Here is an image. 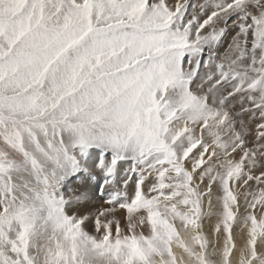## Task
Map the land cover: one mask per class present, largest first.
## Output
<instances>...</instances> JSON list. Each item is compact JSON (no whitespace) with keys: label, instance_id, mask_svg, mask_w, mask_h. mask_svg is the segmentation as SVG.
<instances>
[{"label":"snow or ice","instance_id":"snow-or-ice-1","mask_svg":"<svg viewBox=\"0 0 264 264\" xmlns=\"http://www.w3.org/2000/svg\"><path fill=\"white\" fill-rule=\"evenodd\" d=\"M0 264H264V0H0Z\"/></svg>","mask_w":264,"mask_h":264},{"label":"bare ground","instance_id":"bare-ground-1","mask_svg":"<svg viewBox=\"0 0 264 264\" xmlns=\"http://www.w3.org/2000/svg\"><path fill=\"white\" fill-rule=\"evenodd\" d=\"M237 243H238V244L240 243L239 239L237 240Z\"/></svg>","mask_w":264,"mask_h":264}]
</instances>
